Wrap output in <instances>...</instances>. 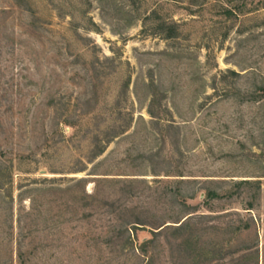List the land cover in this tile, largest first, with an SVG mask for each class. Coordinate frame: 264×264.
Returning a JSON list of instances; mask_svg holds the SVG:
<instances>
[{"label":"rangeland","instance_id":"obj_1","mask_svg":"<svg viewBox=\"0 0 264 264\" xmlns=\"http://www.w3.org/2000/svg\"><path fill=\"white\" fill-rule=\"evenodd\" d=\"M0 264H264V0H0Z\"/></svg>","mask_w":264,"mask_h":264},{"label":"trees","instance_id":"obj_2","mask_svg":"<svg viewBox=\"0 0 264 264\" xmlns=\"http://www.w3.org/2000/svg\"><path fill=\"white\" fill-rule=\"evenodd\" d=\"M150 113L153 115L154 113H153V111H152V106H151V108H150ZM244 182H249L248 180H244ZM221 197V194L220 193H218L216 190H211V189H209L208 190V194H207V201H210V200H213V199H216V198H220ZM253 206H254V204L253 203H249V209H252L253 208ZM193 217V215H191V216H189V217H187L181 224H180V226H184V225H186L188 222H190V219ZM145 245H146V243H145Z\"/></svg>","mask_w":264,"mask_h":264}]
</instances>
